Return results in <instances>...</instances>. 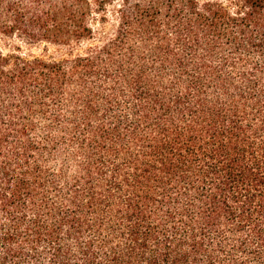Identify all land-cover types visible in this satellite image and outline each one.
<instances>
[{
	"label": "trees",
	"instance_id": "trees-1",
	"mask_svg": "<svg viewBox=\"0 0 264 264\" xmlns=\"http://www.w3.org/2000/svg\"><path fill=\"white\" fill-rule=\"evenodd\" d=\"M0 264H264V0H0Z\"/></svg>",
	"mask_w": 264,
	"mask_h": 264
},
{
	"label": "rangeland",
	"instance_id": "rangeland-1",
	"mask_svg": "<svg viewBox=\"0 0 264 264\" xmlns=\"http://www.w3.org/2000/svg\"><path fill=\"white\" fill-rule=\"evenodd\" d=\"M35 49L39 50V48H35ZM52 51L56 52V49L54 47H52Z\"/></svg>",
	"mask_w": 264,
	"mask_h": 264
}]
</instances>
